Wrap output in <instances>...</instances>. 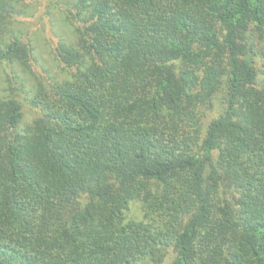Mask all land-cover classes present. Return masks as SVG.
<instances>
[{
	"label": "trees",
	"instance_id": "obj_1",
	"mask_svg": "<svg viewBox=\"0 0 264 264\" xmlns=\"http://www.w3.org/2000/svg\"><path fill=\"white\" fill-rule=\"evenodd\" d=\"M0 264H264V0H0Z\"/></svg>",
	"mask_w": 264,
	"mask_h": 264
},
{
	"label": "rangeland",
	"instance_id": "obj_2",
	"mask_svg": "<svg viewBox=\"0 0 264 264\" xmlns=\"http://www.w3.org/2000/svg\"><path fill=\"white\" fill-rule=\"evenodd\" d=\"M44 7L39 9L38 13L27 19L30 33L34 36L35 44L37 45V54L39 62H35V68L38 72H43L45 68H48L52 72L59 71L58 61L56 60L55 48L58 39L61 35L66 34L67 28L60 19V13L56 14L53 19L44 13ZM28 117H26V120ZM128 216L130 218L143 219V211L141 208V202H133L131 211Z\"/></svg>",
	"mask_w": 264,
	"mask_h": 264
}]
</instances>
